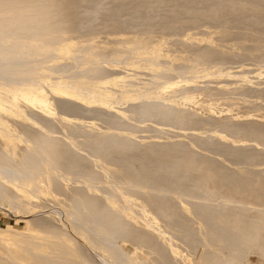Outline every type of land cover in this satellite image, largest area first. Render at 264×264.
Here are the masks:
<instances>
[{"label": "bare ground", "instance_id": "1", "mask_svg": "<svg viewBox=\"0 0 264 264\" xmlns=\"http://www.w3.org/2000/svg\"><path fill=\"white\" fill-rule=\"evenodd\" d=\"M58 1L0 0V171L62 194L8 205L72 233L71 264L264 261V120L168 112L185 90L264 110V0Z\"/></svg>", "mask_w": 264, "mask_h": 264}, {"label": "rangeland", "instance_id": "2", "mask_svg": "<svg viewBox=\"0 0 264 264\" xmlns=\"http://www.w3.org/2000/svg\"><path fill=\"white\" fill-rule=\"evenodd\" d=\"M50 2L58 3L59 1L50 0ZM50 12H47V13L45 12V13L46 15H49ZM185 95L195 97L196 100L194 101V103L188 105L187 108L183 112L179 110H168L167 109L169 114H175V115L182 114V116L185 118L193 114L191 109L193 110L196 109L194 110L197 112V114L195 115L202 116V115H207L209 113H214L215 108L227 110V111L233 108L239 114L240 112H242L241 116L244 120H255V119L256 121L264 120L263 108L260 106H256L255 102L252 101L248 97H244L241 95L240 96L239 95L224 96L223 94L208 95V94H204L203 92H193L191 90H185ZM250 104H254V105H250ZM250 106H255V107H250ZM233 109L231 110L234 111ZM207 111L209 112L207 113ZM253 112L255 113V115ZM189 122L190 123L188 124L190 125L194 124V120H191ZM230 122L231 123L234 122L233 118L230 119ZM236 136L239 139L245 138L243 131H239ZM247 139L250 141H259V136L254 132H250L247 135ZM5 141H6L5 139L0 138V142H1L0 148L8 145V143L7 142L5 143ZM14 149L15 148H12L10 150L11 152L13 151L12 153L15 155V157L17 156L19 160L27 159V157L22 152H20L18 149H15V150ZM4 155H6L9 158L11 156L9 153H5ZM186 165H187L186 167L192 171H196L199 173L201 171V174L204 175L205 183L211 192L213 193L219 192L222 196H228V197L233 195L231 191L227 189L223 190L220 187V185L217 184V181L215 178L216 175L214 171L209 169L208 165H206L205 163H197L195 160L189 159L187 160ZM0 173H2V176L0 174V191H1L0 193V262L1 263L0 264H52V263L53 264H66L67 262H68L67 264H69L70 263L69 260L71 259V254H72L71 250H73L74 247L77 246L78 239L74 235H72V233L64 230L61 227H60L61 229L59 228L60 229L59 231L57 229L58 232H56V228L58 226L52 227L51 225H47L48 226L47 227L46 225L44 226L42 225L43 226L42 227L41 225L34 224L27 214H23L19 212L18 210L13 209L11 206L8 205V202H7V200L14 201V202H21V203L31 200L34 203L37 202L36 204H46L45 200L56 202L62 199V194L59 188L56 186L49 187L48 183L46 181L44 183L43 180L41 182L40 178H35V177L26 178L25 176L18 180L17 177L12 176L9 173H4L2 171H0ZM262 186L264 188V184ZM38 197H41V199L38 200L37 199ZM85 197L87 196H84L82 199L85 200ZM240 200L244 202L246 198H241ZM88 203L89 201L85 202V204H88ZM261 208L263 209V207ZM167 210L169 211V209ZM245 227L246 226H244V228ZM47 228L50 231H48ZM39 232H42V233H39ZM257 232L259 235H262V233L264 232V228L257 230ZM54 233L60 237L58 238V236L55 235ZM30 235L32 236L30 237ZM47 235H49L51 238L48 236V238L45 240ZM38 236L40 238H38ZM43 236H46V237L44 238ZM54 236L57 237L58 239L55 238ZM72 237L74 241H72L73 240ZM64 238H67V241ZM48 239L49 240L52 239V240L48 241ZM63 239L66 242L63 241L62 243ZM68 244H70L71 246L70 245L68 246ZM74 244H76V246ZM55 245L57 246L55 247ZM63 245L64 247H62ZM60 247H62L63 250H61L62 248L60 249ZM126 247L130 248L129 245H126ZM262 249L264 250V248ZM31 252L34 254H32ZM64 254L67 256L65 257ZM38 255H40V257ZM76 259H77V264H83L80 258L77 257ZM249 259L250 261L260 262V264H264V261H262V259H260L257 254H252L249 257Z\"/></svg>", "mask_w": 264, "mask_h": 264}]
</instances>
